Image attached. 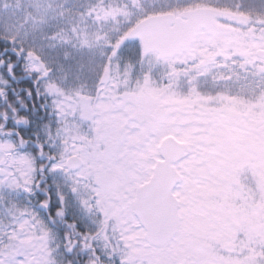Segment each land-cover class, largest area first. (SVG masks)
I'll use <instances>...</instances> for the list:
<instances>
[{
	"label": "snow or ice",
	"instance_id": "6c2138e0",
	"mask_svg": "<svg viewBox=\"0 0 264 264\" xmlns=\"http://www.w3.org/2000/svg\"><path fill=\"white\" fill-rule=\"evenodd\" d=\"M0 264H264V0H0Z\"/></svg>",
	"mask_w": 264,
	"mask_h": 264
}]
</instances>
